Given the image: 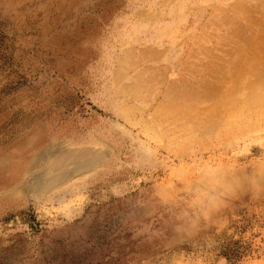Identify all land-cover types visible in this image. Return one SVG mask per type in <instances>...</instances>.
<instances>
[{
	"label": "rangeland",
	"instance_id": "obj_1",
	"mask_svg": "<svg viewBox=\"0 0 264 264\" xmlns=\"http://www.w3.org/2000/svg\"><path fill=\"white\" fill-rule=\"evenodd\" d=\"M263 94L264 0H0V264H264Z\"/></svg>",
	"mask_w": 264,
	"mask_h": 264
},
{
	"label": "bare ground",
	"instance_id": "obj_2",
	"mask_svg": "<svg viewBox=\"0 0 264 264\" xmlns=\"http://www.w3.org/2000/svg\"><path fill=\"white\" fill-rule=\"evenodd\" d=\"M235 5V4H234ZM240 5V3L238 4ZM238 8V7H237ZM229 17V16H228ZM231 17V16H230ZM229 17V18H230ZM233 18V17H232ZM236 18V17H235ZM231 19V18H230ZM234 19V18H233ZM161 56V55H160ZM159 56V57H160ZM249 58V57H248ZM247 59V58H246ZM244 60V58H243ZM244 62V61H243ZM127 63V62H126ZM234 64V63H233ZM236 66V65H235ZM240 66V65H239ZM234 70V69H233ZM253 70V69H252ZM242 71V70H241ZM250 71V70H249ZM234 72V71H233ZM243 72V71H242ZM247 72V71H245ZM251 72V71H250ZM238 73V72H237ZM252 73V72H251ZM235 74V73H234ZM145 75V74H144ZM236 75V74H235ZM243 75V74H242ZM246 78V77H245ZM186 80V79H185ZM246 80V79H242ZM192 81V80H191ZM246 82V81H245ZM249 82V81H247ZM186 83V82H185ZM184 83V84H185ZM145 84V83H144ZM175 84V83H174ZM173 86V85H172ZM225 88V87H224ZM218 89V88H217ZM194 90V89H193ZM192 90V91H193ZM212 91V90H211ZM186 92V91H185ZM182 91L179 89H174L173 87L167 90V96H180ZM188 93V92H187ZM200 93V92H199ZM224 93V91H223ZM230 93V92H229ZM189 94V93H188ZM193 95V94H192ZM264 95V94H263ZM250 98V97H249ZM261 98V97H260ZM177 99V98H176ZM179 99V98H178ZM183 99V98H182ZM196 99V98H195ZM198 99V98H197ZM204 99V98H203ZM254 99V98H253ZM264 99V98H263ZM199 100V99H198ZM202 100V99H201ZM207 100V99H206ZM177 102V101H176ZM205 102V101H204ZM186 103V102H185ZM182 104V103H181ZM184 104V103H183ZM191 105V104H190ZM193 105V104H192ZM198 105V104H197ZM251 105V104H250ZM173 106V105H172ZM195 106V105H194ZM261 106V105H260ZM174 107V106H173ZM187 107V106H186ZM193 107V106H192ZM246 107V106H245ZM188 109V108H187ZM200 109V108H198ZM172 110V109H171ZM189 110V109H188ZM163 112V111H162ZM161 112V113H162ZM198 112V111H197ZM160 113V112H159ZM160 113V116H161ZM170 113V112H169ZM182 113H184L182 111ZM178 114V113H177ZM234 114V113H233ZM186 115V114H185ZM194 115V113H193ZM195 116V115H194ZM233 116V115H231ZM171 117V116H170ZM207 117V116H206ZM163 118V117H162ZM169 120V119H168ZM201 120V119H200ZM212 120V119H211ZM208 121V120H207ZM205 122V121H204ZM203 122V124H204ZM197 123V122H196ZM163 124V123H162ZM206 124H208L206 122ZM208 126V125H207ZM202 129V127H201ZM208 130V129H207ZM206 131V130H205ZM69 148V147H68ZM52 151V150H51ZM103 151V150H102ZM103 156V154H102ZM101 156V151L99 149H70V150H60L55 152H50L45 156L44 164L42 165L41 172H39L31 181L33 185L36 186L38 190H46L54 185L63 182L71 174L76 171L81 172L91 168ZM43 162V161H42ZM73 167L70 168L69 166ZM89 170V169H88ZM80 173V174H81ZM75 174V173H74ZM76 175V174H75ZM34 176V175H33ZM69 180V179H68ZM30 184V185H32ZM32 187V186H31ZM261 188V187H260ZM263 189V188H262Z\"/></svg>",
	"mask_w": 264,
	"mask_h": 264
}]
</instances>
